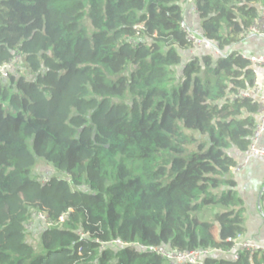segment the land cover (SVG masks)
<instances>
[{
	"label": "trees",
	"instance_id": "trees-1",
	"mask_svg": "<svg viewBox=\"0 0 264 264\" xmlns=\"http://www.w3.org/2000/svg\"><path fill=\"white\" fill-rule=\"evenodd\" d=\"M262 2L194 0L222 56L184 62L181 0H0V67L23 64L0 75V264H170L150 249L230 250L245 231L230 151L247 152L260 110L240 97L257 75L232 49ZM41 161L65 176L42 183ZM38 213L52 224L40 252L27 233ZM204 264H264V253Z\"/></svg>",
	"mask_w": 264,
	"mask_h": 264
},
{
	"label": "built area",
	"instance_id": "built-area-1",
	"mask_svg": "<svg viewBox=\"0 0 264 264\" xmlns=\"http://www.w3.org/2000/svg\"><path fill=\"white\" fill-rule=\"evenodd\" d=\"M192 14L198 17L195 5L192 4L191 8ZM181 30L185 35V38L191 43L192 49L190 50L193 56H196L200 53H209L216 56H222V53L217 49V47L203 38L201 34L197 33L192 25H189L185 21L181 23ZM251 37H258L264 40V2L262 8L260 9L259 18L255 26L250 30ZM252 63L254 69L264 70V56L253 57L249 60ZM22 63L21 56H16L12 62L5 64L0 67V75L2 79H8L11 76L18 77L20 73V64ZM241 98H252L259 103V113L258 121L250 138V145L246 152V157L242 162L237 164L235 167L236 172H241L247 165L250 163L252 158H261L264 159V148L261 146V140L264 137V89H262L257 83L254 88L242 91L240 94ZM36 217L40 220H43L49 227L52 226L48 217L43 213L36 214ZM63 221V218H61ZM82 238L86 236L80 234ZM232 241V240H231ZM233 242V247L228 250H201L196 252H174L166 248H152L151 252L156 253L163 259L167 260L170 264H204L207 257L217 256L229 260H238L242 252H249L251 254L261 252L259 246L253 245L247 241H243L241 236L235 239ZM123 243L119 240L113 241L111 243L105 244L104 247H115L121 246ZM81 252V250H80Z\"/></svg>",
	"mask_w": 264,
	"mask_h": 264
},
{
	"label": "crops",
	"instance_id": "crops-1",
	"mask_svg": "<svg viewBox=\"0 0 264 264\" xmlns=\"http://www.w3.org/2000/svg\"><path fill=\"white\" fill-rule=\"evenodd\" d=\"M263 2L260 4V9ZM181 4L184 8L183 21L192 25L197 33L202 34L201 21L191 11L194 0H181ZM232 50L239 52L248 60L253 57L264 56V40L258 37H250ZM182 57L186 62L193 55L190 51L183 52ZM255 71L257 75L256 83L264 89V70L256 69ZM261 146L264 148V137L261 140ZM230 155L236 160L237 164L246 157V153L236 149L230 151ZM230 178L237 183V192L245 205V231L241 239L259 246L262 249L261 255L264 253V159L252 158L247 167L241 172L238 173L233 169Z\"/></svg>",
	"mask_w": 264,
	"mask_h": 264
},
{
	"label": "rangeland",
	"instance_id": "rangeland-1",
	"mask_svg": "<svg viewBox=\"0 0 264 264\" xmlns=\"http://www.w3.org/2000/svg\"><path fill=\"white\" fill-rule=\"evenodd\" d=\"M185 62V61H184ZM20 67H23V64H20ZM20 68V69H21ZM65 175L57 170L52 165L41 161L37 169H35L33 173V177L41 181L42 183H46L48 181H54L64 177ZM49 226L39 218L35 217L28 224L27 233H28V242L34 245L37 251L40 252V242L42 231Z\"/></svg>",
	"mask_w": 264,
	"mask_h": 264
},
{
	"label": "bare ground",
	"instance_id": "bare-ground-1",
	"mask_svg": "<svg viewBox=\"0 0 264 264\" xmlns=\"http://www.w3.org/2000/svg\"><path fill=\"white\" fill-rule=\"evenodd\" d=\"M199 17V16H198Z\"/></svg>",
	"mask_w": 264,
	"mask_h": 264
}]
</instances>
